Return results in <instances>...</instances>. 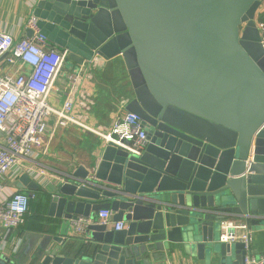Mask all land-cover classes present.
Masks as SVG:
<instances>
[{
  "label": "water",
  "instance_id": "95a60500",
  "mask_svg": "<svg viewBox=\"0 0 264 264\" xmlns=\"http://www.w3.org/2000/svg\"><path fill=\"white\" fill-rule=\"evenodd\" d=\"M263 2L33 1L40 32L73 63L123 59L133 90L126 107L148 140L140 154L105 145L98 164L62 173L49 216L63 226L109 209L124 226L95 221L79 248L45 234L34 256L41 264H150L180 251L207 264L242 263L243 243L218 236L229 216L264 232ZM19 186L39 183L24 174ZM0 264L25 263L0 252Z\"/></svg>",
  "mask_w": 264,
  "mask_h": 264
},
{
  "label": "built area",
  "instance_id": "2783aa9c",
  "mask_svg": "<svg viewBox=\"0 0 264 264\" xmlns=\"http://www.w3.org/2000/svg\"><path fill=\"white\" fill-rule=\"evenodd\" d=\"M261 7L256 23L264 49V2ZM27 25L33 34L19 39L12 32L0 29V132L5 134L0 145V176H5L38 152L49 153L51 138L47 140L46 135L53 116L56 126L75 124L100 137L104 145L113 144L140 154L148 143L147 133L141 118L127 109L128 100H123L115 110V118L109 127L93 126L87 118L74 113L78 86L86 74L91 79L94 77L91 68L98 65L100 58L79 65L69 75L70 87L60 108L49 103L48 97L65 67L69 52L40 32L35 15L28 18ZM6 62L16 66V71H5L3 63ZM36 169L33 167V171ZM37 172L44 177L49 175L43 167ZM33 197L16 190L9 200L0 202V225L6 232L24 224ZM112 216L109 209L100 210L95 219L79 215L71 222L73 231L85 236L95 221L110 224ZM113 226L115 230H121L124 225L123 222H114ZM219 240L243 243L245 255L241 264H264V253L257 255L253 250L252 228L245 218L229 216L220 220Z\"/></svg>",
  "mask_w": 264,
  "mask_h": 264
},
{
  "label": "crops",
  "instance_id": "0c3cea01",
  "mask_svg": "<svg viewBox=\"0 0 264 264\" xmlns=\"http://www.w3.org/2000/svg\"><path fill=\"white\" fill-rule=\"evenodd\" d=\"M34 0H0V29L8 30L14 37L19 39L28 36L27 20L33 14ZM106 60L100 58L98 65L91 69L94 71L101 67ZM89 65V63H88ZM79 65L67 60L65 67L57 78L48 101L60 108L69 90V75L76 70ZM5 71L15 72L16 66L7 62L3 63ZM29 70V67H25ZM99 93L94 77L91 79L86 74L75 93L74 113L84 117L93 126H110L115 118V111L108 116V121H102L96 113L99 109L97 97ZM98 136L77 126L68 124L56 126V118L53 116L49 121V131L46 139L51 138L48 154L38 152L29 159H25L18 167L13 168L5 176H0V202L9 200L16 190L24 191L34 197L31 199L29 212L23 225L17 229L6 232L0 225V252L11 255L16 254L25 264L39 262L34 256L39 246L44 241L45 234H63L66 243L79 248L84 243L83 235H78L73 231V225L65 222L62 226V219L49 216V197L55 194V189L62 182V173L68 172L72 165L92 166L99 162L97 157L100 147L105 146ZM5 139V134L0 132V145ZM45 168L49 175L41 176L37 169ZM28 174L36 182L39 188L36 190L21 188L19 186L22 175ZM40 192V193H39ZM110 227L113 226V216ZM61 224V227H60ZM63 227V229H61ZM252 247L257 255L264 253V232L256 231L252 228ZM86 235V234H85ZM163 255H161L162 257ZM164 257V256H163ZM150 264H207L195 257H187L184 253L177 252L169 256L168 260L160 262L158 259L150 258ZM214 264H219L217 261Z\"/></svg>",
  "mask_w": 264,
  "mask_h": 264
},
{
  "label": "trees",
  "instance_id": "16d2710c",
  "mask_svg": "<svg viewBox=\"0 0 264 264\" xmlns=\"http://www.w3.org/2000/svg\"><path fill=\"white\" fill-rule=\"evenodd\" d=\"M94 81L99 93L97 97L99 109L96 113L98 118L107 122L109 114L115 111L123 100H130L133 97L123 59L116 57L104 62L94 71Z\"/></svg>",
  "mask_w": 264,
  "mask_h": 264
},
{
  "label": "rangeland",
  "instance_id": "374dc122",
  "mask_svg": "<svg viewBox=\"0 0 264 264\" xmlns=\"http://www.w3.org/2000/svg\"><path fill=\"white\" fill-rule=\"evenodd\" d=\"M262 8V7H261ZM98 139H101L100 137H97ZM218 238H219V236H218Z\"/></svg>",
  "mask_w": 264,
  "mask_h": 264
}]
</instances>
